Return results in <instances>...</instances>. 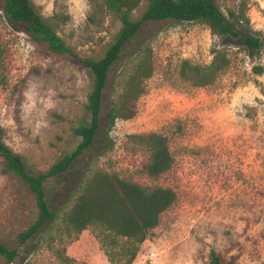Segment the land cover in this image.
I'll return each mask as SVG.
<instances>
[{
    "label": "rangeland",
    "instance_id": "1",
    "mask_svg": "<svg viewBox=\"0 0 264 264\" xmlns=\"http://www.w3.org/2000/svg\"><path fill=\"white\" fill-rule=\"evenodd\" d=\"M222 14L242 23L262 44L216 36L193 20L146 22L108 70L93 145L60 180L48 182L52 207L67 208L80 181L95 170L114 172L146 187L171 186L176 199L141 244L133 264H212L218 253L229 264H264V0H212ZM147 0L131 12L139 19ZM71 46L57 56L35 42L23 25L4 15L0 3V127L3 141L34 171L48 169L79 142L75 128L90 121L91 75L83 60L102 56L121 27L103 0H31ZM236 15L243 10L249 22ZM215 50L229 58L212 84L196 86L179 72L186 59L208 65ZM150 57L143 92L125 96L136 65ZM138 82V81H137ZM129 112L110 124L109 111ZM165 135L171 168L146 171L150 151L137 135ZM33 195L0 157V241L20 247L17 235L36 217ZM57 225L61 226L58 220ZM47 230V228H46ZM69 255L87 264H110L93 227L73 241L55 229ZM60 244L57 241L56 244ZM62 243V242H61ZM11 264H57L41 237ZM0 255V264H6Z\"/></svg>",
    "mask_w": 264,
    "mask_h": 264
},
{
    "label": "trees",
    "instance_id": "2",
    "mask_svg": "<svg viewBox=\"0 0 264 264\" xmlns=\"http://www.w3.org/2000/svg\"><path fill=\"white\" fill-rule=\"evenodd\" d=\"M141 0H103L104 5L121 19V27L102 56L86 58L83 63L91 75L92 89L88 95L87 110L90 121L75 128L74 133L80 137L76 146L53 165L43 171L31 169L22 155L13 151L3 141V130L0 127V157L3 159L4 172L13 173L31 190L37 209L36 217L27 228L18 233L21 246H28L29 241L41 237L54 254L57 264H87L67 251L64 238L53 231H63L69 241L77 238L83 230L93 227L101 248L107 255L110 264H133L141 244L149 237L153 229L159 225L160 215L176 199L177 192L171 186L146 187L137 182L121 178L117 173L103 169L95 170L90 176L80 181V193L70 206L57 210L52 207L48 182L62 180L80 158L94 143L100 125V111L103 91L108 70L118 58L127 43L149 21L165 18L177 20H193L206 24L211 33L222 37H239L250 47H259L262 41L248 31L247 25L236 23L222 14L212 0H147L139 19L131 17V12L138 7ZM1 9L6 18L15 25H24L25 30L35 42L57 56L73 55L71 46L59 35L55 26L41 17L33 7L31 0H0ZM231 16H237L246 23L249 17L243 10ZM214 59L208 65L193 64L184 59L181 62L180 74L192 81L196 86L212 84L218 72L227 65L229 58L223 52L215 50ZM150 57L140 61L129 78L125 92L126 97L136 98L143 92L139 78L151 74ZM138 81V82H137ZM3 82L0 62V83ZM129 112L124 105L117 110L109 111L110 124L118 116H126ZM139 141L146 144L150 151V159L146 171L151 176H159L171 168L173 155L170 153L165 135L155 132L137 135ZM58 220L61 226L57 225ZM47 228V230H46ZM60 241V244H56ZM62 242V243H61ZM10 247L0 241V255L6 264H11L29 248ZM212 264H229L218 253L213 252Z\"/></svg>",
    "mask_w": 264,
    "mask_h": 264
}]
</instances>
